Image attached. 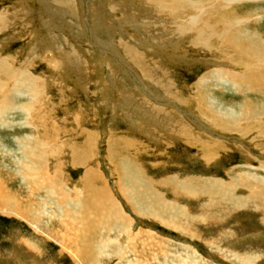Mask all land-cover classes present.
<instances>
[{
  "label": "rangeland",
  "instance_id": "rangeland-1",
  "mask_svg": "<svg viewBox=\"0 0 264 264\" xmlns=\"http://www.w3.org/2000/svg\"><path fill=\"white\" fill-rule=\"evenodd\" d=\"M40 1L0 0V13L4 12L8 16L4 28L0 29V58H4L10 68L18 69V73L25 71L39 78L37 85L41 95L37 99L36 109L40 112L33 115L35 126L48 121L45 125L48 129L51 127L49 133L55 130L52 127H58L57 143L59 146L66 145L62 148L65 149L64 154L56 152L47 156L49 173L53 177L58 175V181L62 182L59 185L63 184L70 193L69 197L74 199L75 195V201L78 202L76 208L67 206L65 213H60L56 208L54 210V206L43 207L41 199L45 193L35 189L29 191L18 179L17 184L11 186L10 193L23 201L22 211L27 217L24 219L0 212V264H264V202H260L261 208L251 204L227 214L228 205H238L234 202L236 198L223 199L220 196L219 202L224 205L218 209V202L210 201L208 192L200 191L204 195L199 198L189 197L186 192H182L184 196H178L176 205L187 210L191 218L180 216L175 222L182 224L170 226L152 216L137 214L119 193L120 175L117 169L121 161L129 159L156 182L175 174L183 178L193 176L196 180L200 177H217L222 182L235 179L241 184L247 182L257 187V190L252 187L255 193L264 195V172L261 169L264 166V138L251 142L239 134L219 133L215 135L218 140L240 147L256 161L249 163L235 154L224 160L217 157L216 161L207 165L198 156L197 149L189 145L187 147V143L180 141L182 138L175 136L173 130L164 128L167 125L162 127L152 123L145 114L147 111L143 113L137 107L147 102L148 106L142 105L145 110L151 104L154 108L167 110V113L174 111L182 118H187L193 128L199 129L197 131L211 134L193 114V104H188L191 110L176 105L172 95H166L161 89L155 90L152 82L124 59L122 42L145 44L147 48L141 51L146 53V59L155 64L159 61L162 69L169 74V80L172 84L175 82L177 90L185 97L191 95L199 77L206 72L203 64L206 56L196 53L199 51L194 52L187 44L180 46L184 48L182 51L172 45L173 41L170 43L168 39L153 37L157 41L145 35L141 28L146 22L147 12L138 13L139 21L131 24L130 19H126L127 15L112 7V4L119 5L122 0H73L76 2L74 8L79 14L78 20L69 18L74 15H66V7L57 5L54 0ZM129 4L138 10L140 0H130ZM250 5L264 8L262 5ZM126 8L128 6L124 11ZM168 16L165 13L150 16L157 18L152 20L153 24L162 26L159 32H165L167 26L173 25V17ZM136 24L141 27L133 28ZM58 51L73 52L80 56L82 60L80 66L77 63L78 72L52 71L54 66L62 68L59 66ZM221 90L224 93L222 95H225L224 103L228 106L241 103L244 99L236 96L233 88L220 87L218 91ZM128 96L135 99L136 106L129 104ZM27 102V97L19 98L18 104ZM27 118L18 109L7 119L11 128L0 129V140L16 157L21 153L16 141L24 137L36 139L40 133V128L34 127V124L26 125ZM43 132L47 133V130L42 129L40 134ZM71 147L84 152L85 160L81 164L74 165ZM6 160L12 164V160ZM13 170L15 168L11 172ZM87 172L92 173L97 187L106 186L113 200L120 203L119 209L130 219V228L114 223L111 220L114 216L110 217L109 211L105 212L104 208L101 211V207L92 202V215L88 214L86 208L83 210L84 193L80 195L78 192L85 187ZM232 183L236 182L233 180ZM162 186H157V190L166 199L176 202L173 188L170 190ZM242 187L238 185V195L244 196L247 190ZM198 189H203V186L200 184ZM190 192L198 193L194 190ZM31 200L33 203L28 205ZM97 213L100 215L97 216ZM83 215L95 220L83 223ZM38 220L42 223L43 231L33 228ZM105 239L117 240L116 244L121 245L123 250H113L111 254L108 252L99 260L96 254L90 252L91 246L95 245L98 251L100 245L97 241L100 243Z\"/></svg>",
  "mask_w": 264,
  "mask_h": 264
},
{
  "label": "bare ground",
  "instance_id": "bare-ground-1",
  "mask_svg": "<svg viewBox=\"0 0 264 264\" xmlns=\"http://www.w3.org/2000/svg\"><path fill=\"white\" fill-rule=\"evenodd\" d=\"M122 1L123 2H120L119 5L112 4V7L114 9L118 8L120 12L127 15L126 19H130L129 23L131 24H134L135 21L139 19L138 13L141 14L144 12L142 14H146L147 12L146 22L141 28V31L145 32V35L148 34L155 40L158 38L164 40L165 38V40H170V43L173 41L172 45L177 47L176 49L178 50L181 49V45L187 44L194 52L199 51L196 53L206 56L203 62L206 72L199 77L191 95L185 97L179 93L175 82L173 81L172 84V81L169 80V74L162 69L163 67H161L162 65L159 61L158 64H155L153 61L146 59V53H142L143 49L147 48L145 44L134 45L135 43L126 42L124 44V42H122L124 59L136 67L137 70L139 69L142 76L152 82L155 90L161 89L166 95H172L173 102H176V105L190 109L188 104H193V114L200 120L198 122L204 125L211 134L209 135L197 131L199 129L193 128L188 123L189 120L187 118H182L180 114L174 111L171 112V109L169 110L170 112L167 113V110L154 108V105L152 106L149 104L151 107H145L148 108V110H145L143 107L148 106V103L144 101L147 104L140 103L141 105L139 104L137 106L142 110L141 112L144 113V111H147L145 114L152 123L161 125L162 127L167 125V127L164 128L173 130L175 136L182 138L180 141L187 143V147L191 146L192 149H197L198 156L205 160L206 164L214 160L216 161L217 157L219 160H224L227 157L231 158L232 155L235 154H239L241 157L248 160L249 163L255 162L256 160H252L249 156L250 153L247 154L240 147L233 144L228 145L225 141L218 140L215 135L219 133L239 134L243 139L251 142L264 138V8H258L255 5L252 7V5H250L252 3L264 6V0H140L138 10L130 6V0ZM54 2L63 8L66 7L65 9L68 11L66 15H74L68 16L69 18L72 17L71 19H73L75 17V19H77V17H79V14L76 13V9L74 8L76 7L75 1L54 0ZM124 2L128 6L125 11L124 8L127 6ZM42 5L40 1L41 8L43 7ZM249 6H251V8ZM42 10L44 9H41V11ZM6 12L9 14L8 11ZM148 12L150 16L153 14L157 16L159 13L168 14L169 18L170 16L173 17V25L171 27L167 26L165 32H159L158 29H161L162 26L160 25L159 27L153 24L152 20H156L157 18H151ZM46 14L48 15L49 13ZM6 19H8V16L4 12H1L0 29L4 28L3 25ZM57 20L58 18L56 21ZM140 23L141 22H138V24ZM52 26H50V30ZM138 26L139 25L136 24L133 28L137 27V29H139L141 27ZM97 27L100 26L97 25ZM183 49L181 50L183 51ZM57 54L59 56V66H62V68L54 66L52 71H65L67 73L77 71L82 60L79 55L66 51H58ZM77 63H79L78 66ZM37 82H39V78L31 74L28 75L25 71L18 73V69L15 70L14 68H10L8 62L4 58H0V129L11 128V123H9L7 119L18 109L28 116L26 125L32 126L34 124V127H36L33 115L38 114V111L40 112L36 107L38 104L37 99L41 95ZM211 85L214 86L211 87ZM220 87L233 88L236 92L235 95L240 96V98L243 97L244 99L241 103L238 102V104L228 106L229 104L224 103L225 95H222L224 94L223 91H218ZM26 97L28 99L27 103L18 104L19 98ZM165 98L168 97L165 96ZM128 102L131 105L137 104L135 99L129 96ZM124 104L126 105L125 100ZM40 108L42 109V107ZM46 122L48 121H45V123L41 122L42 125L39 124L40 126L36 128H40V133L42 129L43 131L46 129L47 133H39L36 139H32L31 137L17 138L18 140L16 142L20 145L19 148L21 152L19 157L14 156V152L10 151L7 145L0 140V212H2V214L4 213L3 215H16L24 219L27 217L26 215V217L24 216L25 212L22 211L23 201L17 197L16 194L12 195V193H10L11 186L17 184L16 182L18 179L22 180L21 182L24 183V186L29 191H34L35 189L45 193V197L41 199L44 205L43 207L54 206V210L56 208L60 213H65L67 206L76 208V203L78 201H75V195L74 199L69 197L70 193L62 186L63 184L59 185L62 182L60 183V181H58V175L53 177L49 173V167L46 161L47 156L56 152H61L62 154L65 150L62 148L66 147V145L61 144L59 146V143H57L59 140H56L57 135L59 136V130H56L58 127H52V129L55 130L49 133L51 127L48 129V126L45 125L48 124ZM47 138L48 140H46ZM51 141L53 143H51ZM71 149V158L74 165L81 164L82 160H85L84 152L76 147H71ZM188 150L191 149L188 148ZM115 154L113 157H115ZM6 158H8L9 161L12 160V164H10V162L8 164ZM13 168H15V170L11 172ZM248 168L251 167L248 166ZM261 169L264 172L263 165ZM117 170L120 175V181L118 183L119 193L127 203L133 206L134 212L139 215L152 216L156 220L162 221L170 226L173 224L175 226H177V224H182L175 222L178 221L177 219H179L180 216H184L185 219L191 218L187 210L180 209L176 205L178 202L177 199L184 196L182 192H186L189 197L195 196L196 198L203 197L204 192L200 191L208 192L209 200L218 202L219 205H216L218 209L224 205L223 202H219L220 196H222L223 199L236 198L234 202L238 205H228V209L226 210L227 214L236 212L251 204L257 206V208H261L259 204H261L260 202H264V195L255 193L252 188L254 186L249 185L247 182L241 184L240 181H236L235 179H232V181L234 180L236 183H232V181L224 182L226 180L222 182L220 178L217 177H200L196 180L193 176L183 178L175 174L173 177L156 182L155 179L152 178V180L146 176V173L139 169L136 164L129 159L121 161ZM251 176L257 178L255 174L253 175L251 173ZM240 178L246 180L243 177ZM200 184L203 186V189H198ZM159 185L166 186L168 187L167 189L170 190L173 188L172 192L176 202L166 199L165 195L160 193L158 191L159 189L157 190V186ZM238 185L243 186L241 189L247 190L246 195H238V192H240L238 190ZM84 186V189L78 192L80 195L84 193L82 194V199L85 200V205H82L83 210L86 208L88 214L92 215L90 211V202H92L100 206L101 211H103L102 208H104L105 212L109 211V216H114L111 217L114 223L130 228V219L119 209V202L113 200L106 186L98 185L97 187V183L93 181L91 172H87ZM254 188L257 190V187ZM192 190L198 193L195 192L196 194H194V192H190ZM242 193L244 192L242 191ZM31 203H33L32 200L28 205H31ZM86 205L88 207H86ZM231 206L233 207L229 209ZM43 213H41V215H43ZM97 214V216L100 215L99 213ZM93 215L95 216L96 214L93 212ZM83 216V223H90L92 219L93 221L95 220L92 218L93 216L91 217L92 219L88 218V215ZM198 216L201 217V215ZM39 220L37 223L33 224L35 230L41 228L42 223ZM111 224L110 222V225ZM128 233H130V230H128ZM116 243H118L117 240L113 241L110 239L102 240L100 243L97 241V244L100 245L98 246V251H96V247L93 245V247L91 246L90 252H93L94 255L96 254V258L102 260L108 252L123 250L122 246ZM33 263L35 264L36 262Z\"/></svg>",
  "mask_w": 264,
  "mask_h": 264
}]
</instances>
